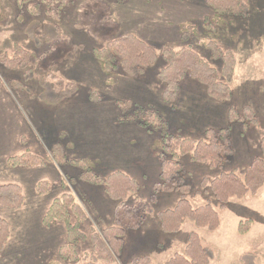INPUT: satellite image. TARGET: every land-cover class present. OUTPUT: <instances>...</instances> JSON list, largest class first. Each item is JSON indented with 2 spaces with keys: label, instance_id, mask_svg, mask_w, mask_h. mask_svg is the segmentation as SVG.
I'll return each instance as SVG.
<instances>
[{
  "label": "rangeland",
  "instance_id": "obj_1",
  "mask_svg": "<svg viewBox=\"0 0 264 264\" xmlns=\"http://www.w3.org/2000/svg\"><path fill=\"white\" fill-rule=\"evenodd\" d=\"M246 3L249 16L236 19L235 26H228L213 20L214 13L204 0H0L6 12L0 24V55H12L13 45L19 44L43 57L30 65L35 73L41 67L56 65L55 75L65 83L79 86L73 97L51 106L39 98L42 90L37 73L32 81L26 82L25 71L0 66V184H19L25 196L21 211L0 209V217L9 223H25L29 229L23 233L30 235L38 245L40 238L36 235L43 231L48 236H51L49 233L56 235L50 251L42 247L45 252L40 257L41 264L53 261L71 264L59 257L60 248L68 244L64 224L49 228L42 224L52 202L66 193L75 197L86 214L80 226L87 236V240L79 243L81 261L92 254L90 237L97 227L123 226L129 229L125 247L114 264H132L135 257L143 255L149 256L153 264H165L175 254L184 253L187 237L192 232L214 251L215 259L211 264H242L240 257L244 254H254L256 264H264V187L256 196L232 199L226 210L219 211L221 227L215 232L186 221L177 234L160 233L158 213L173 209L181 196L177 190L158 189L163 181L162 168L150 145L163 125L159 123L158 128H154L152 123L142 128L121 122L118 108L121 101L153 108L166 121L169 133L199 141L204 139L208 128L232 123L228 109L241 114L244 107H251L257 123L244 132L239 123L232 124L234 154L222 169L182 155L180 162L184 172L181 178L174 177L170 183L188 184V199L197 208L213 200L202 184L204 179L211 181L233 169L242 177L245 168L260 155L264 135V0H246ZM32 20L54 23L62 32L63 37L46 56L42 54L47 47L36 49L25 33ZM188 21L195 25V31L191 29L189 39L183 41L180 25ZM126 34L137 36L154 47L158 60L138 78L121 74L108 83L92 52ZM38 36L41 37L40 30ZM213 41L236 56L235 79L230 85L233 98L225 102L210 98L200 82L188 77L181 82L177 101L166 105L163 101L165 85L157 79L158 72L166 65L163 51L190 48L220 71L221 62L214 59L208 48ZM72 47L77 53L69 60L66 55ZM14 82L18 85H13ZM91 92L100 94L99 103L91 101ZM195 119L196 122L192 121ZM200 119H207L206 124L200 123ZM56 143L66 148V161L54 154ZM24 155L35 157L38 167L13 169L8 166L9 158ZM86 158L97 161L95 165L76 164ZM118 171L135 179L140 187L138 193L129 195L125 202L111 199L103 182ZM85 173L97 175L100 182L86 181ZM40 182L48 183V191L43 196L36 192ZM196 192L200 193L197 197ZM214 204L217 209L218 205ZM141 219L139 228H129ZM249 220L253 223L250 232L240 234L239 224ZM19 229L13 228V235L19 237ZM6 257L0 255V264H20Z\"/></svg>",
  "mask_w": 264,
  "mask_h": 264
},
{
  "label": "trees",
  "instance_id": "obj_2",
  "mask_svg": "<svg viewBox=\"0 0 264 264\" xmlns=\"http://www.w3.org/2000/svg\"><path fill=\"white\" fill-rule=\"evenodd\" d=\"M25 1V0H24ZM214 13L213 20L217 23L235 26L236 19L249 16V9L246 0H204ZM35 14V11H32ZM6 12L0 6V24L5 19ZM191 29L195 31V25L188 21L180 25V36L183 41L190 37ZM41 37L38 36V31ZM27 38L34 43L36 49L47 47L44 56L53 51L56 43L63 37L59 27L54 23H41L38 20L30 21L25 29ZM194 36V35H193ZM208 48L216 61L222 64L221 70L213 68L206 60L200 57L190 48H182L179 51L166 49L162 53V58L166 65L157 74V79L165 85L163 101L166 105H172L177 101L181 89V82L186 78H192L200 82L206 89L210 98L220 102L230 101L233 98V90L230 85L233 83L236 74L237 59L233 51L222 50L216 41L210 42ZM13 54L3 53L0 55V66L7 70H22L24 80L30 82L37 75L39 76V86L42 90L39 98L42 102L57 106L67 99L73 97L79 89L76 83H65L54 74V68L41 67L38 72L30 67L32 62L37 63L39 57L35 52H29L19 44L13 45ZM77 53V49L72 47L66 55L72 60ZM94 61L99 66L101 73L107 78L108 83L121 74L131 78L142 76L158 60V54L154 47L134 35H124L120 38L108 41L103 48H95L92 52ZM0 84L2 80L0 77ZM18 85L14 82L13 85ZM90 99L93 103L100 102V94L91 92ZM119 121L124 123H134L146 128L147 124L154 123V128L158 124L163 125L160 134L151 143V149L156 158L161 163V177L163 181L158 189L165 191H180L181 196L173 209L164 210L158 213L159 225L163 233L173 235L181 231L186 221L192 222L197 228L207 229L215 232L221 227V217L219 211L227 209L232 199H243L248 195L256 196L264 187V135L260 142V155L256 156L245 168L241 177L238 170L233 169L228 173H221L213 180L204 179L202 184L206 191L212 195L203 206L194 208L189 199L190 187L188 184L176 185L174 177L180 176L184 172L180 158L182 155H190L191 160L200 164H209L214 169H222L224 164L234 154L233 151V123H239L243 132L251 125L256 124L254 111L251 107H244L242 113L231 108L228 109V119L232 122L225 127H210L204 133V139L193 141L182 139L180 136L168 132L164 118L153 108H145L130 101L118 102ZM139 121V122H138ZM173 144H175L173 146ZM54 154L61 161L68 159L66 148L59 143L54 146ZM97 160L86 158L76 164L95 165ZM10 168H34L38 167V160L33 156L11 157L7 161ZM90 169V168H88ZM91 173V170H88ZM86 181L99 183L97 175H83ZM103 182L106 184L108 196L115 200L125 202L129 195L137 194L140 187L135 179H132L123 172H115L108 176ZM48 191V183L40 182L36 186L38 195L43 196ZM200 193L194 194L197 197ZM214 203L218 205L216 209ZM124 204V203H121ZM25 205L23 188L19 184H0V209L18 212ZM132 208H135L133 205ZM151 211V210H149ZM86 214L71 194H63L56 198L47 212L44 214L42 224L51 227L55 224H64L66 229L67 245L59 250V257L71 264H98L104 262L114 264L123 253L125 247V237L129 230L123 226H111L94 230L90 237L92 242V254L85 261L80 260L79 243L87 240V236L81 231V224ZM142 219L138 224L129 227L137 229L142 225ZM252 221L241 222L238 230L242 235L250 232ZM11 237V228L7 220L0 217V255L3 254ZM215 259L214 251L205 246L200 236L192 232L188 235L183 254H175L165 264H211ZM242 264H256L257 256L254 254H244L240 257ZM51 264H59L57 262ZM132 264H153L147 256H140L133 259Z\"/></svg>",
  "mask_w": 264,
  "mask_h": 264
},
{
  "label": "crops",
  "instance_id": "obj_3",
  "mask_svg": "<svg viewBox=\"0 0 264 264\" xmlns=\"http://www.w3.org/2000/svg\"><path fill=\"white\" fill-rule=\"evenodd\" d=\"M203 117V116H202ZM200 117V118H202ZM201 120V119H200ZM196 122L195 120H192ZM192 121L190 123H192ZM207 119H202L200 123L206 124ZM141 132V130H140ZM71 142V141H70ZM69 143V142H68ZM73 143V142H71ZM151 147V145H150ZM121 172V171H120ZM124 173V172H123ZM159 223V220H158ZM10 228H11V237L10 240L3 252L4 255H6L7 259L13 262H19L20 264H41V255L45 252L42 247H45L48 251H50V248L52 245H54V242L57 240L56 235H53V233H49L51 236H48L44 231L40 235H36L39 237V245L34 243L32 241V237L28 234L23 233V231H28V226L25 223L19 222H10ZM15 224V227L13 225ZM20 227L19 237L17 235H13V228L18 229ZM159 231L161 234H165L162 232L160 225H159ZM47 244H44V242ZM27 243V244H26ZM56 249V248H55ZM147 256V255H143ZM140 257V256H137ZM149 257V256H147ZM136 258V257H135ZM150 258V257H149ZM153 261V260H152Z\"/></svg>",
  "mask_w": 264,
  "mask_h": 264
}]
</instances>
